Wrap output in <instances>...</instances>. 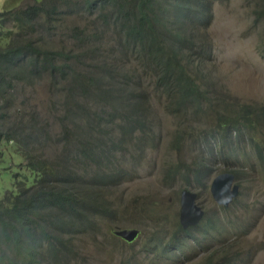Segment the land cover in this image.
<instances>
[{"label": "trees", "instance_id": "obj_1", "mask_svg": "<svg viewBox=\"0 0 264 264\" xmlns=\"http://www.w3.org/2000/svg\"><path fill=\"white\" fill-rule=\"evenodd\" d=\"M217 1L229 0H43L0 14L12 24L1 32L8 44L0 46V164L9 143L23 159L19 167L31 172L15 174L14 187L0 198V264H64L77 252V238L97 231L98 220L110 211L108 186L123 180L122 172L114 173L117 155L147 143L146 136L156 142L147 122L145 79L176 116L189 112L199 119L216 112L218 126L195 141L210 147L209 159L205 153L196 157L197 185L209 175L210 163L222 161L224 172L239 176L242 166L229 167L245 145L264 165V144L253 136L264 125V107L229 108L236 103L230 96L210 90L214 53L206 30ZM255 1L257 21H264V0ZM59 35L68 41L59 43ZM106 36L112 47L96 45ZM38 85L62 94L51 102L66 132L50 137L24 111V95ZM216 100L225 106L217 110ZM54 136L64 145L52 157L45 151ZM182 139L188 141L183 130L176 133L177 142ZM202 227L207 229L200 224L184 230L179 223L178 233L195 239ZM223 227L215 222L213 230ZM214 256L206 264H216ZM222 261L239 260L224 253Z\"/></svg>", "mask_w": 264, "mask_h": 264}, {"label": "rangeland", "instance_id": "obj_2", "mask_svg": "<svg viewBox=\"0 0 264 264\" xmlns=\"http://www.w3.org/2000/svg\"><path fill=\"white\" fill-rule=\"evenodd\" d=\"M41 1L0 0V14ZM256 9L255 0L217 1L212 5L213 21L206 30L214 53L210 90L223 98L230 96L236 103H228L229 108L238 105L264 107V21H257ZM1 16L0 46H4L8 40L3 39L2 34L12 28V24ZM3 29L7 30L2 32ZM57 40L59 43L68 41L60 35ZM96 45L109 49L113 43L106 36ZM153 87L150 80H144L142 90L148 93L150 106L147 122L154 129L156 142H150L146 136L147 143L139 147L129 145L117 155L114 173L122 172L123 180L108 186L104 195L110 209L107 218L98 220L95 233L77 238V252L64 264H206L213 254L216 264H227L222 261L224 253L236 257L239 260L236 264H264V165L259 162L256 150L251 144L245 145L243 152L230 162L229 169L242 166L241 174L235 177L239 195L225 208L210 191L213 180L226 169L222 161L210 163L212 169L202 179L201 186L193 180L198 165L196 157L203 152V147L195 141L201 131L218 126L216 112H204L199 119L189 112L176 116L168 110L166 97ZM54 91L49 94L47 88L38 85L29 88L22 99L24 111L37 117L39 126H44L50 137L66 132L51 102L62 100V94ZM215 102L217 110L225 106ZM181 130L186 133L187 142L183 139L177 142L176 133ZM253 136L264 144V125ZM55 137L45 151L52 157L64 145L57 144ZM8 144L3 146L6 158L0 164V198L14 187L15 174H31L26 167H19L23 159L11 153ZM36 149L44 150L40 144ZM209 151L208 146L206 152ZM202 156L209 159L207 155ZM171 168L173 173L169 171ZM178 168L181 170L175 175ZM94 173L96 169L90 173L81 172V177ZM32 185L29 175L28 186ZM185 189L197 194V205L205 212L204 228L209 229L216 222L222 223L223 229L202 227L194 232L195 239L178 233L180 198ZM192 218L190 215L187 220L191 222ZM191 228L192 223H189L186 230ZM135 229L140 235L133 243L126 242L118 234Z\"/></svg>", "mask_w": 264, "mask_h": 264}, {"label": "water", "instance_id": "obj_3", "mask_svg": "<svg viewBox=\"0 0 264 264\" xmlns=\"http://www.w3.org/2000/svg\"><path fill=\"white\" fill-rule=\"evenodd\" d=\"M234 185V176L229 173H223L217 176L212 184L211 191L214 198L220 205L230 206L229 204L238 196V186ZM196 194L185 191L181 199V223L187 227L189 223L196 225L202 219L204 212L196 205ZM192 215V221L187 218ZM128 243L134 242L139 237V230L118 233Z\"/></svg>", "mask_w": 264, "mask_h": 264}, {"label": "clouds", "instance_id": "obj_4", "mask_svg": "<svg viewBox=\"0 0 264 264\" xmlns=\"http://www.w3.org/2000/svg\"><path fill=\"white\" fill-rule=\"evenodd\" d=\"M210 152V151H209ZM209 152H206V148H203V152L202 153H205V155H207L208 157L210 156V154H209ZM212 156L210 157V160L211 161H215L216 160V157H214L215 158V160H212ZM223 173H229V174H231V175H233L234 176V185L235 186H237L238 184L235 182V177H238V176H235L234 174H232L231 172H223ZM222 173V174H223ZM219 175H221V174H219ZM219 175H217V176H219ZM216 176V177H217ZM214 181V180H213ZM212 184H213V182H212ZM212 184H211V186H210V191H211V187H212ZM233 185V186H234ZM185 191H188V192H191L190 190H188V189H185V190H183L182 191V193H181V198H180V205H181V199H182V195H183V192H185ZM191 193H193V192H191ZM193 194H195V193H193ZM211 194H212V196H213V193H212V191H211ZM238 195H239V193H238ZM196 196H197V194H196ZM238 197V196H237ZM237 197H235L234 199H233V201L229 204V205H231L233 202H234V200L237 198ZM213 198H214V196H213ZM215 199V198H214ZM195 203H196V205H197V197H196V201H195ZM198 206V205H197ZM225 208H228V206H225V205H223ZM200 207V206H199ZM201 208V207H200ZM202 209V208H201ZM202 211L204 212V210L202 209ZM204 218H205V212H204V215H203V217H202V219L199 221V223H197L196 225H192V228H194V227H197L198 225H200V224H202L203 223V221H204ZM179 223H180V225L183 227V229L184 230H186L187 229V227H185L182 223H181V211H180V220H179ZM213 225H215V223H213L212 225H211V227L208 229V230H213L214 228H213ZM224 228V227H223ZM222 228V229H223ZM140 235V234H139ZM136 241V240H135ZM127 242V241H126ZM133 243V242H132Z\"/></svg>", "mask_w": 264, "mask_h": 264}]
</instances>
